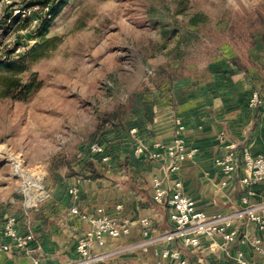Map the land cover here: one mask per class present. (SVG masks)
Returning <instances> with one entry per match:
<instances>
[{
	"label": "rangeland",
	"instance_id": "rangeland-1",
	"mask_svg": "<svg viewBox=\"0 0 264 264\" xmlns=\"http://www.w3.org/2000/svg\"><path fill=\"white\" fill-rule=\"evenodd\" d=\"M30 3L0 0V57L16 62L0 68V216L30 206L27 179H41L37 207L62 178L89 179L83 149L165 91L168 68L174 82L205 78L220 54L252 47L264 16V0H66L51 17Z\"/></svg>",
	"mask_w": 264,
	"mask_h": 264
},
{
	"label": "crops",
	"instance_id": "crops-1",
	"mask_svg": "<svg viewBox=\"0 0 264 264\" xmlns=\"http://www.w3.org/2000/svg\"><path fill=\"white\" fill-rule=\"evenodd\" d=\"M243 55L233 50L220 54L206 67L205 78L193 75L168 84L157 98L144 103L129 117L126 128L115 127L105 132L100 142L110 160L102 162L94 157L102 177L86 179L89 175L84 172L64 177L57 189H50L49 196L39 207L36 203L14 214L0 216V222L15 217L21 235L29 232L34 235L31 252L13 247L10 252L0 253V264H31L34 257H40L42 264L77 261V242L93 226L90 221L73 216V207L91 216L102 208L117 223H131L128 236L107 239L104 247L93 244L92 254H110L145 241L139 225L142 219L151 222L147 239L159 238L170 230L171 224L168 208L153 200V180L156 178L167 188L180 181L181 192L191 197L196 208L207 215L227 214L239 206L243 192L237 182L244 169H239L230 179L221 173L215 161L226 156L230 143L248 149L253 157L264 152L262 34ZM238 56L240 66L232 62ZM255 91L263 100L259 108L249 106ZM176 118L185 124L186 151H193V154L173 169L172 159L156 151L154 144L172 142ZM132 130L136 132L132 133ZM139 146L146 152L137 156L135 150ZM154 153H159L160 157L153 158ZM224 182L226 186H223ZM74 188L78 190L76 200L70 194ZM253 190V201L264 203V182L255 185ZM238 228L240 237L229 255L220 241L204 239L198 249H193L179 240H161L152 243L147 251H124L104 261L105 264H182L183 260L186 264H236L237 252L242 251L249 263L264 264V257L256 255L251 244L240 243L244 236L259 237L264 241V231L247 221L239 222ZM3 243L11 242L0 240V244ZM165 250L180 251L181 260L163 258Z\"/></svg>",
	"mask_w": 264,
	"mask_h": 264
},
{
	"label": "built area",
	"instance_id": "built-area-1",
	"mask_svg": "<svg viewBox=\"0 0 264 264\" xmlns=\"http://www.w3.org/2000/svg\"><path fill=\"white\" fill-rule=\"evenodd\" d=\"M263 105V100L258 91L252 94L249 102L251 108H259ZM186 127L180 118L175 120L174 139L169 144L155 143L156 151L165 153L172 159L173 169H177L179 164L190 158L193 151L187 152L184 140ZM135 133L136 130H132ZM228 153L225 157L216 159L215 165L221 173L228 178H234L239 169H244V174L238 179V188L243 192L241 203L233 208V211L227 214L207 215L196 208L195 201L181 192L182 183L175 182L172 187L167 188L161 179L153 180V200L156 204L165 205L169 210V222L171 228L168 232L155 240L147 239L151 230V222L149 219H142L139 225L142 228V235L146 238L141 243L134 244L125 249L112 252L110 254L96 255L92 254L93 244L104 247L107 239H118L130 234L131 223L125 221L117 223L110 218L104 211L99 208L93 216L80 211L78 207L71 209L73 216L82 220L91 222L93 228L88 231L85 236L77 242L78 260L71 263L62 264H105V259L111 255L119 254L124 251L143 250L147 251L148 247L157 241H181L184 246L198 249L204 239L212 241H220L222 248L227 255L230 254L234 244L240 237L238 224L241 221H247L256 226L259 231H264V203L253 201L255 196L254 186L264 182V152L253 157L246 148H239L236 144L227 145ZM239 151L242 152L239 155ZM146 152L142 146L136 147L135 154L137 156ZM99 158L102 162H108L105 146L97 138L83 149L80 162H87L90 158ZM153 158H159V153H154ZM226 186V183H223ZM70 194L76 200L78 198V190L76 188L70 190ZM37 203V201H36ZM32 207V206H28ZM7 239L11 243L0 244V253L10 252L16 247L27 252H31L30 245L34 242V235L29 232L21 235L17 229V220L15 217H7L0 222V240ZM241 244L249 243L252 251L264 257V241L259 237H246L240 241ZM163 258H172L181 260L180 251L165 250L162 253ZM186 264V261H181ZM31 264H42L40 257H34ZM236 264H251L244 256L242 251L237 252Z\"/></svg>",
	"mask_w": 264,
	"mask_h": 264
},
{
	"label": "trees",
	"instance_id": "trees-1",
	"mask_svg": "<svg viewBox=\"0 0 264 264\" xmlns=\"http://www.w3.org/2000/svg\"><path fill=\"white\" fill-rule=\"evenodd\" d=\"M65 1L66 0H60L57 3V0L56 1L55 0H31V3L29 4V8H32L33 6H37V7H39V9L41 11H46L48 17H51V16L55 15L58 12L59 6H61L62 3L65 2ZM24 18L25 19H23V20L21 18H19V20H17V21H23V25L20 27L21 29L30 27L31 24H32L30 17H24ZM48 21H49L48 18L45 19L44 23L42 25L45 26V24H47ZM258 25H259L260 28H257ZM251 27L255 30V32H260L262 30L261 34L264 37V16L263 15H257L256 19L251 22ZM233 32H234V29H232V33ZM242 36L243 35L236 36V34H234V36L231 37L230 42L233 41V42H237L238 43V41L241 38L243 39ZM243 40L247 41L245 39V37H244ZM248 40H249V41H247L248 44H250V46H253L254 45V33H250V36H249ZM232 62L234 63V65L240 66V63H239L240 62V56H238L236 58H233ZM15 63H16L15 61L11 60V54L10 53H9V56L7 57L6 60H3L0 57V68L2 66L12 67L13 64H15ZM167 71H168V73H167L168 76L166 77V81L165 82L172 84L176 80L174 75H173V73H172L175 70H173L171 68H168ZM33 89H34V82L33 81H29L27 84L23 85L22 90L19 92L20 98L23 99V100L28 99V97L31 94ZM116 127H117V125H116ZM121 127L122 128H126V125L124 124V122H122ZM86 166H87V170L90 172V178L93 179V178L102 177L101 171L96 167L94 158H90L87 161V165Z\"/></svg>",
	"mask_w": 264,
	"mask_h": 264
},
{
	"label": "bare ground",
	"instance_id": "bare-ground-1",
	"mask_svg": "<svg viewBox=\"0 0 264 264\" xmlns=\"http://www.w3.org/2000/svg\"><path fill=\"white\" fill-rule=\"evenodd\" d=\"M18 165L19 167H21V172L23 171L22 170V167H24V164L21 163V162H18ZM24 169V168H23ZM25 178H29L28 176H26ZM39 180L41 181L40 177L36 178V179H27L26 181V189L24 190L27 194V196L29 197V201H28V204L30 206L34 205L37 201V197L38 195L39 196H42L43 193L39 194L41 192L40 190V186L41 183H39Z\"/></svg>",
	"mask_w": 264,
	"mask_h": 264
}]
</instances>
